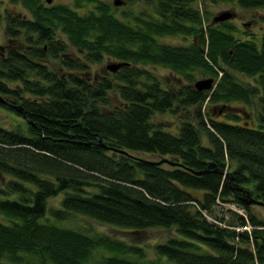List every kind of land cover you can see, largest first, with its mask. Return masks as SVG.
I'll use <instances>...</instances> for the list:
<instances>
[{"label":"trees","instance_id":"obj_1","mask_svg":"<svg viewBox=\"0 0 264 264\" xmlns=\"http://www.w3.org/2000/svg\"><path fill=\"white\" fill-rule=\"evenodd\" d=\"M8 1L22 9L0 11V107L18 117L0 123V262L96 264L98 250L99 264H161L66 223L82 216L170 228L153 246L173 264H264V219L236 189L264 206V16L258 34L203 23L206 3L264 0ZM110 59L127 63L111 72ZM159 66L170 78L148 68ZM198 76L208 89L192 86ZM228 201L245 215L216 214Z\"/></svg>","mask_w":264,"mask_h":264},{"label":"rangeland","instance_id":"obj_2","mask_svg":"<svg viewBox=\"0 0 264 264\" xmlns=\"http://www.w3.org/2000/svg\"><path fill=\"white\" fill-rule=\"evenodd\" d=\"M59 0H51V2H55L57 3ZM108 2H112V0H107ZM48 3V2H47ZM45 2V4H47ZM126 4H124L123 6H125ZM116 7H118L117 5H115ZM119 8V7H118ZM116 9V11H120V9ZM205 8L207 9V19L205 20L204 25L207 23H210L212 20V17L215 16L216 13H218L219 11L223 10H227L230 11V16L227 19V21L231 22L234 24V27L236 29L239 30H247L253 33H257L258 34V29L260 28V23H263V20L261 17L264 16V8H257V9H250V8H246L243 9V7H239V6H233L232 3L228 2V3H223V2H219V3H206L205 4ZM17 9H22V6L20 5V3L15 2L13 3L12 1H8V0H0V11L2 13H4L3 11L7 10L9 12H16ZM4 31V25L3 22H0V45L2 46H6L7 43V38L3 33ZM255 33V34H256ZM238 35H242L243 33L241 32H237ZM256 36V35H255ZM157 40L161 41V43L167 42V43H182L185 44L187 43L189 40L187 39H183L181 37V35H174L173 37L170 35H164V36H157ZM69 50V48L67 49V51ZM109 59V58H105L104 60ZM110 61H112L110 59ZM54 63V62H53ZM104 63V61H102V64ZM101 64V65H102ZM55 65V64H54ZM94 66H97L96 64H94ZM93 66V67H94ZM152 70V72L157 75L162 76V78L166 79V77L170 78V76L172 74H169L170 72H168L166 69H163V67H148ZM237 77L238 81H241V83H247L248 84H254L253 82V77H247V75L244 74H235ZM203 76H198L197 78H201ZM207 78V77H205ZM177 80H179V78L174 79L173 81L176 82ZM193 83V81L191 82ZM179 115H175V114H171V113H167V115L163 114L161 117L162 119H165L166 121H170V120H177ZM13 117L18 118L17 116L13 115L12 112H7L6 110L2 109L0 107V123L3 124L4 126H11V123L13 122ZM140 155L145 156L147 159L155 157L153 154H146V153H139ZM3 177L0 176V186L3 185ZM62 192H59L56 196H50L47 199V205L51 206V207H57V205L59 204V197L61 196ZM221 204H217L214 211H216V214L219 213V211H217V209L221 208L220 211L223 212L224 214V210L226 207H229V209H232L235 212V209H238V206L236 205V203H232V201H228L225 202L223 204V206H219ZM251 209H253V211L255 213H258L263 219H264V206L262 204H253L251 205ZM237 211V210H236ZM241 211V210H239ZM49 214V213H46ZM212 214V213H211ZM244 214V212H243ZM210 215V214H209ZM245 215V214H244ZM212 217V215H210ZM224 216H228V213H225ZM213 218V217H212ZM212 218H209L212 222H217L215 220H213ZM67 224H71V225H78L81 224L82 228H84L85 230H87L88 235L89 234H106L107 237L109 238H116L118 239L120 242L123 241L127 244H129V246H134L137 247V249L133 250L132 252L126 253V255H129L130 258H135L137 260L143 261V260H147V261H151L152 263L157 262L160 260L161 264H173L171 260L167 259V258H162V256L157 255L154 251V246L153 244L157 243V242H163L168 235H170L172 233V230L170 228H160V226H154L152 228L146 227L142 230H129L128 228H119L117 226L114 225H110L107 226V224L101 223V222H97L95 220H91L86 219L85 217L82 216H78L77 218H73L71 220H68L66 222ZM172 235V234H171ZM102 252V251H101ZM99 253L100 251L96 250L93 253V257H91V261L92 263H96L100 260L99 258ZM103 253H106L105 251H103ZM0 264H4L1 263ZM99 264V262H98Z\"/></svg>","mask_w":264,"mask_h":264},{"label":"water","instance_id":"obj_3","mask_svg":"<svg viewBox=\"0 0 264 264\" xmlns=\"http://www.w3.org/2000/svg\"><path fill=\"white\" fill-rule=\"evenodd\" d=\"M50 1L51 0H45L46 3L50 2ZM112 3L114 5H120L121 0H112ZM229 16H230V11L221 10L218 13H216L215 16L212 17V20H213V22L219 21V20H226V18H228ZM125 63H127V62L126 61L121 62V61L112 60L111 62L110 61L106 62L105 63V67H106L107 70H111V72H113V70H115V68H118L119 66L121 67ZM211 83H212V78L211 77H208V78L201 77V78H198L196 81H194L192 86L195 87L197 90L198 89H202V88L208 89V87H209V85ZM0 99H2V98L0 97ZM16 107H18V106H16ZM18 110H19V108H18ZM96 142L98 143L99 141H96ZM196 173L200 174L201 171L197 170ZM236 189H238L241 192L240 200H242L244 204L245 203H253V204L262 203L258 199H253L252 196H250V194L248 193V191L241 189L240 186L237 187Z\"/></svg>","mask_w":264,"mask_h":264},{"label":"built area","instance_id":"obj_4","mask_svg":"<svg viewBox=\"0 0 264 264\" xmlns=\"http://www.w3.org/2000/svg\"><path fill=\"white\" fill-rule=\"evenodd\" d=\"M237 205V204H236ZM238 206V208H239V210H241V211H239L238 209H235V211L236 212H238V213H240V214H242L243 216H244V214H243V210H242V207L241 206H239V205H237ZM249 224L248 223H246L245 225L244 224H242V225H240V226H237L236 228L237 229H243V230H245V231H247V229H249Z\"/></svg>","mask_w":264,"mask_h":264},{"label":"flooded vegetation","instance_id":"obj_5","mask_svg":"<svg viewBox=\"0 0 264 264\" xmlns=\"http://www.w3.org/2000/svg\"><path fill=\"white\" fill-rule=\"evenodd\" d=\"M0 49H3L2 45H0Z\"/></svg>","mask_w":264,"mask_h":264}]
</instances>
